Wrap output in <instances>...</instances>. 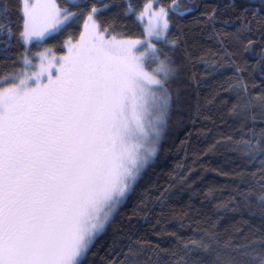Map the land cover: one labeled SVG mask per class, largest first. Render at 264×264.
Wrapping results in <instances>:
<instances>
[{
    "label": "snow or ice",
    "instance_id": "obj_1",
    "mask_svg": "<svg viewBox=\"0 0 264 264\" xmlns=\"http://www.w3.org/2000/svg\"><path fill=\"white\" fill-rule=\"evenodd\" d=\"M63 3L0 0V42L5 49L13 40L25 47L23 68L0 76V264H264V211L260 229L245 243L178 237L171 249L153 248L137 234L136 206L127 216L120 211L198 87L186 73L187 52L180 54L183 29L169 37L173 17L183 19L192 9L178 0L158 8L148 0L140 11L132 0ZM113 7L109 22L104 14ZM221 11L230 18L222 23L233 28L229 56L264 49V0H229L208 11L213 35ZM146 12V39L116 31L117 17L135 14L142 21ZM80 18L79 38L66 39L62 55L44 47L29 56V43L44 45ZM260 56L264 77V50ZM235 89L243 102L232 110L239 115L258 106L264 119V84L255 96L242 79ZM234 144L252 180L249 199L255 187V203L264 210V129H247ZM102 236L106 247L98 246Z\"/></svg>",
    "mask_w": 264,
    "mask_h": 264
},
{
    "label": "trees",
    "instance_id": "obj_2",
    "mask_svg": "<svg viewBox=\"0 0 264 264\" xmlns=\"http://www.w3.org/2000/svg\"><path fill=\"white\" fill-rule=\"evenodd\" d=\"M147 1L132 0V3L140 11ZM228 2L178 0L181 8L187 4L192 11L183 19L173 17L170 21V39L181 35L183 29L186 45L180 54L187 52L186 73L198 87L190 90V107L182 114V122L173 118L158 155L139 181L136 194L120 209L127 216L136 206L133 223L137 234L151 241L153 248L171 249L178 237L183 241L208 235H214L221 246L245 243V237L250 239L261 227L264 210L255 203L258 189L253 187L249 199L246 185L252 184V180L249 171L242 167L244 161L235 150L234 141L247 129L254 127L257 132L264 129V119L258 106H254L255 111L250 109L239 115L232 108L238 101L243 102L235 89L239 79L247 84L250 95L261 91L264 77L260 75L258 62L264 49L257 47L242 55L229 56L234 51L230 35L233 28L230 24L225 27L222 21L230 18L222 11L217 12L215 35L213 25L207 21L208 11ZM57 3L64 6L63 0ZM101 3L112 5L120 0H97L98 7ZM168 3L169 0H156L158 6ZM116 11L113 7L105 12L104 19L111 22ZM115 23L117 32L132 39L144 37L143 26L135 14L127 21L117 17ZM82 26V18L75 20L57 37L75 38ZM51 40L46 43L52 44ZM217 41H222L223 47ZM23 50L24 46L15 40L7 49L0 42V76L16 70ZM141 197L148 201L147 207L140 204ZM119 223L117 218L108 229L109 235ZM100 245L106 247L103 236L98 241ZM104 255L101 250L95 259L99 261ZM150 255L156 259L155 253ZM160 255L163 257V252Z\"/></svg>",
    "mask_w": 264,
    "mask_h": 264
},
{
    "label": "rangeland",
    "instance_id": "obj_3",
    "mask_svg": "<svg viewBox=\"0 0 264 264\" xmlns=\"http://www.w3.org/2000/svg\"><path fill=\"white\" fill-rule=\"evenodd\" d=\"M148 2V1H147ZM146 2V3H147ZM152 3L155 5V7L156 8H158V7H160V5L158 6L157 4H156V0H152ZM141 10H142V8H141ZM137 17V16H136ZM137 19L141 22V24H142V26H143V29H144V37L143 38H139L140 40H144V39H146L147 38V32L145 31V29H146V27L148 26V24H149V16H148V13L146 12V14H145V16H144V18H143V20L141 21L138 17H137ZM83 29V26H82V28H81V30ZM80 30V31H81ZM79 31V32H80ZM70 36H67L65 39L64 38H60V37H56L55 39H53V40H51L52 41V44H50V43H45L44 45H37V44H32V43H29L28 45H27V47L28 48H30V53H29V56L30 57H33L36 53H38V52H40V51H42L43 50V48L44 47H51V48H53V53L57 56V57H59L60 55H62V52L61 51H59V49H60V47H61V45L63 44V42L66 40V39H68ZM74 38V37H73ZM79 38V33H78V35L74 38V39H78ZM133 39H135V38H133ZM153 42H155V41H153ZM67 49H66V47L64 48V51H66ZM23 55L19 58V60H18V66L16 67V70L15 71H19V70H21L22 68H23V62H22V58H23V56L25 55V47H24V50H23V53H22ZM34 63H38V60H34L33 61ZM14 71V72H15ZM13 73V72H12ZM7 75V74H6Z\"/></svg>",
    "mask_w": 264,
    "mask_h": 264
}]
</instances>
